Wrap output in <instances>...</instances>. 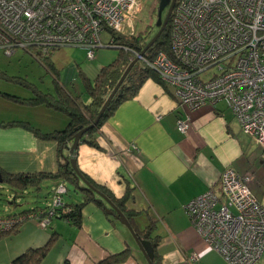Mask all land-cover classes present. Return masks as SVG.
<instances>
[{
  "label": "crops",
  "instance_id": "1",
  "mask_svg": "<svg viewBox=\"0 0 264 264\" xmlns=\"http://www.w3.org/2000/svg\"><path fill=\"white\" fill-rule=\"evenodd\" d=\"M71 57L72 70L77 68L93 79L109 64L98 50L91 66H83L73 53ZM96 62L100 67L96 68ZM15 74L10 75L5 63H0V171L55 174L57 144L7 122L23 121L50 133L65 129L68 117L44 104L24 105L6 97L33 98L22 93L28 88L7 80H23ZM58 85L64 88L61 81ZM172 92L170 86L146 80L133 98L120 104L92 133L98 147L79 143L76 164L114 199L128 194L124 209L133 214L138 231L152 226L158 264H227L192 228L185 206L209 188L219 194L220 173L232 167L239 175L252 177L250 191L264 207V153L224 101L189 110L178 104ZM75 98L77 109L89 104ZM39 116L43 123H36ZM178 119L188 122L185 134L177 129ZM52 182L53 188L57 181ZM3 213L7 214L6 209ZM49 240L52 244L40 264H101L126 249L130 256L118 264H146L128 229L96 202L83 208L79 227L61 218L52 219L46 228L32 221L23 223L16 234L0 239V264H14L26 251L40 249ZM256 264H264V256Z\"/></svg>",
  "mask_w": 264,
  "mask_h": 264
},
{
  "label": "built area",
  "instance_id": "2",
  "mask_svg": "<svg viewBox=\"0 0 264 264\" xmlns=\"http://www.w3.org/2000/svg\"><path fill=\"white\" fill-rule=\"evenodd\" d=\"M141 8L142 0H0V50L9 56L17 48L42 55L82 48L91 61L99 48H121L111 33L137 35ZM171 19L172 56L159 52L151 68L184 108L224 101L264 153V0H176ZM177 129L185 134L188 122L178 119ZM251 178L226 167L219 194L209 188L185 206L192 228L227 264H256L264 256V207L250 191ZM65 192L57 187L52 207L62 206ZM53 212L38 225L61 218Z\"/></svg>",
  "mask_w": 264,
  "mask_h": 264
},
{
  "label": "trees",
  "instance_id": "3",
  "mask_svg": "<svg viewBox=\"0 0 264 264\" xmlns=\"http://www.w3.org/2000/svg\"><path fill=\"white\" fill-rule=\"evenodd\" d=\"M172 15V14H171ZM172 18V17H171ZM169 19L164 31L161 33L159 38L153 43L151 47L147 49L144 53V60H139L130 70L118 91L112 98L111 102L107 106L105 112L103 113L98 127L101 126L102 122L116 110V108L125 102L133 98L142 84L146 80H152L162 87H166L161 77L151 68L150 63H152L154 57L159 52L164 53L166 56L171 57V21ZM161 24L158 26L160 28ZM159 28L157 30H159ZM157 32V31H156ZM155 32V33H156ZM152 31L146 30L137 33L135 36H124L120 34L111 33L112 43L120 46L118 56L109 64L101 67L94 78L93 81L87 79L86 75L77 70L78 79L81 80L82 85L86 89L88 93V97H90V102L88 105H83V108L77 109L76 106V98L69 94L68 91L59 87L57 88V95H45L39 91L34 90V86L25 81V79H19L17 77H6L7 80L16 82L20 85H23L25 88L32 89L33 98L29 99H19L13 97L11 95H5L6 97L16 101L20 104L24 105H37L44 104L47 107H53L59 112H63L65 116L68 117V124L63 130L53 131L50 133H43L37 130L36 128L30 126L26 122H7V125H21L23 127L28 128L34 135L40 137L45 141H53L57 144L58 149V170L55 174H46V173H18V174H6L0 171V178L2 179L1 185L6 186L10 192H12L13 196H11V202H6L2 205L3 209H6L5 215L0 217V221L12 222L13 224L10 227L3 226V223L0 224V239L14 235L17 233V229L23 223L27 221H32L38 224V222L48 219L50 217V212H53V215L61 217V219L67 221L68 223L79 227L81 225V216L83 208L90 202H96V204L103 208L106 203L102 200L96 201L97 196H92L90 192L86 189V186L79 181L76 183L74 170L70 165H67L66 162L70 158V154L66 147L72 144V139L74 134L76 133L75 129L78 127H86L88 126L96 117L98 111L101 106L105 102L106 98L109 96L110 92L114 88V86L119 81L120 77L124 73L127 66L134 60L136 57L134 55L140 54V52L144 49L147 43L151 40V38L155 35ZM126 48V49H125ZM57 49L47 50V53L42 55L37 50H29L27 52L32 53V55L42 63V58L49 60V65L53 66L50 61V55L52 52ZM47 68V66H45ZM61 90V91H59ZM4 95V94H1ZM51 100V101H50ZM96 129H92L85 133L80 142L87 144L92 147H98L96 143L91 140L92 133ZM86 137V139H85ZM80 172V171H79ZM81 173V172H80ZM82 174V173H81ZM86 181L96 189L100 190L102 193L106 194L107 197L114 203V205L119 208L123 214L126 216L128 221L130 222L133 230L136 232L141 239L149 240L153 247L154 252V264H158L159 258L157 255V241L155 238L151 237L152 226L146 227L142 231H138L134 225L133 214L124 209V203L128 199V194L125 195L122 199H114L111 197L103 188L93 183L88 177L82 174ZM57 181V184L52 188H50L49 195L45 197V200L42 201L40 205L35 204L31 209H24V211L17 213L16 210H11V205H16V199L19 195L24 194L28 189H35V191H40L41 185L47 181ZM65 185L66 192L67 183L72 185L75 190H78L82 195V201L79 203H65L64 195L62 196V206L58 209L52 207V199L56 194L57 187L59 185ZM44 203V206H41ZM30 213L36 214V219L30 220L26 216ZM55 218L49 219L50 221ZM48 224V225H49ZM47 225V226H48ZM46 226V227H47ZM45 227V228H46ZM53 240H49L48 243L40 249L37 250H29L24 254L19 256L14 260V264H40L42 259L48 253L50 246ZM130 256V251L128 249L123 252L110 256L107 260L102 262L101 264H118L126 260V258Z\"/></svg>",
  "mask_w": 264,
  "mask_h": 264
},
{
  "label": "rangeland",
  "instance_id": "4",
  "mask_svg": "<svg viewBox=\"0 0 264 264\" xmlns=\"http://www.w3.org/2000/svg\"><path fill=\"white\" fill-rule=\"evenodd\" d=\"M170 2L171 0H163L162 2L161 0H142L141 13L136 17L137 20L134 19L135 21H133L136 22L134 23L135 31L139 33L146 30V28L150 30V32L152 31L153 34L158 31L157 29L159 27L157 26V24H162L167 14ZM109 40L110 37L108 34L105 33L102 35V42L104 44H107ZM117 43H120V41H117ZM104 47L99 48L98 53L100 52L101 54H103L105 59L107 60V63H110L118 56L119 49L116 47ZM72 53L74 54V58L77 56L79 61H81V64L85 67H87L86 65L91 66L93 63H95L93 62L95 58L91 61L86 59V51L82 48L70 47L57 49L56 51L51 53L49 57L53 66L49 65V60L42 58L41 63L39 60L40 58L37 60L32 55L31 51L27 52L26 50H23L21 48L15 49L14 52L9 56L4 54V52L0 50V63H5L10 75L12 71L16 72L18 75H20V77L25 79V81L33 85V88H35L34 90L36 91H39L45 95H57V88L60 87V85H58V81H61V83L64 85L63 89H65V91H68L69 94L74 97H78L81 101L80 103L87 104L89 103L90 97H88V93L82 85L81 80L78 79L77 68H75L74 71L72 70L73 67H75L73 65L74 60L71 57ZM100 65L101 64H98L96 62V68L100 67ZM45 66H47V68ZM86 77L90 81L94 80L93 78H89L88 75ZM31 91L32 89H22L23 94L27 93V95L32 94L33 96V92ZM47 108L49 110H54L53 107ZM55 111L60 113L56 109ZM61 113L63 114V112ZM35 120L36 123H43V119L41 118V116L35 118ZM83 174L90 179V177L85 173ZM53 183L54 182L52 181L43 183L41 185L40 191H35V189H28L26 192H24V194L19 195V197L16 199V205H11V210H16L18 213L21 210L33 207L35 204L40 205L45 197L49 195L48 193L51 186H53ZM66 186L68 192L63 197L64 201L67 203L81 202V193L78 190H75V188H73V186L68 183ZM11 196H13L12 192H10L6 186L0 184V217L4 215V209L2 206L5 203L4 201L11 202ZM104 206L108 207L107 204ZM134 244H136V242H134Z\"/></svg>",
  "mask_w": 264,
  "mask_h": 264
},
{
  "label": "water",
  "instance_id": "5",
  "mask_svg": "<svg viewBox=\"0 0 264 264\" xmlns=\"http://www.w3.org/2000/svg\"><path fill=\"white\" fill-rule=\"evenodd\" d=\"M163 0H161L162 2ZM176 0H171L167 14L159 28V30L157 31V33L151 38V40L147 43V45L144 47V49L140 52V56H143L144 53L147 51V49L149 47H151L153 45V43L159 38V36L161 35V33L164 31L170 17L171 14L173 12L174 6H175ZM160 24L158 23L157 26H159ZM138 58H135L134 60L131 61V63L127 66V68L125 69L124 73L122 74V76L120 77L119 81L117 82V84L115 85L114 89L111 91V93L109 94V96L107 97V99L105 100V102L103 103V105L101 106L100 110L98 111L95 119L86 127L82 128L81 126L76 128L75 131L76 133L73 136L72 139V144L69 147H66L69 150V154L74 155L75 151L78 148V145L80 143V139L81 137L87 133L88 131L92 130V129H97L98 128V123L103 115V113L105 112L107 106L109 105V103L111 102L112 98L114 97V95L116 94L119 86L122 84V82L124 81V79L126 78V76L128 75V73L130 72V70L132 69V67L138 62ZM67 165H70L71 168L74 170V175H75V180L76 183H79V181H81L85 186L86 189L90 192V194L92 196H98V199L102 200L104 203H106L108 205L104 206V210L105 212L112 216L115 220L119 221L121 224H123L129 231L130 235L132 236V238L134 239V242H136L137 246H138V250L142 253L144 259L146 260L147 264H154V252H153V247L152 244L149 240H144L141 239L140 236H138L136 234V232L133 230L130 222L128 221V219L126 218V216L123 214V212L117 208L114 203L102 192L98 191L96 188H94L93 186H91L89 184L88 181L85 180V178L83 177V175L79 172L77 166H76V159L75 157H71L70 159H68V161L66 162ZM0 183H2V179L0 178ZM96 200V199H95ZM98 201V200H96Z\"/></svg>",
  "mask_w": 264,
  "mask_h": 264
},
{
  "label": "flooded vegetation",
  "instance_id": "6",
  "mask_svg": "<svg viewBox=\"0 0 264 264\" xmlns=\"http://www.w3.org/2000/svg\"><path fill=\"white\" fill-rule=\"evenodd\" d=\"M120 86H121V85H120ZM120 86H119V87H120ZM114 87H115V86H114ZM113 89H114V88H113ZM113 89H112V90H113ZM118 89H119V88H118ZM117 91H118V90H117ZM110 93H111V92H110ZM106 99H107V98H106ZM95 129H96V128H95ZM97 129H98V128H97ZM70 146H71V145H70ZM70 146H69V147H70ZM76 151H77V150H76ZM76 151H75L74 155L70 154L69 157H70V158L73 157V156L75 157ZM68 152H69V150H68ZM70 158H69V159H70ZM75 159H76V157H75ZM76 166H77V164H76ZM77 168H78V167H77ZM78 170H79V169H78ZM79 171H80V170H79ZM80 172H81V171H80ZM81 173L83 174V172H81ZM0 184H1V183H0ZM61 185H63V183H61ZM97 197H98V196H97ZM96 200H99V199L96 198Z\"/></svg>",
  "mask_w": 264,
  "mask_h": 264
},
{
  "label": "bare ground",
  "instance_id": "7",
  "mask_svg": "<svg viewBox=\"0 0 264 264\" xmlns=\"http://www.w3.org/2000/svg\"><path fill=\"white\" fill-rule=\"evenodd\" d=\"M172 17V16H171Z\"/></svg>",
  "mask_w": 264,
  "mask_h": 264
}]
</instances>
